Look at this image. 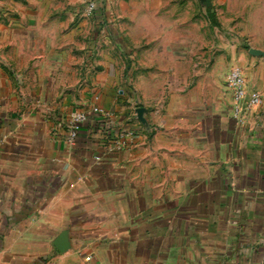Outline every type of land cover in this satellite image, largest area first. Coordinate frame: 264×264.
<instances>
[{
  "label": "crops",
  "instance_id": "0c3cea01",
  "mask_svg": "<svg viewBox=\"0 0 264 264\" xmlns=\"http://www.w3.org/2000/svg\"><path fill=\"white\" fill-rule=\"evenodd\" d=\"M80 2L0 0V264H264V36ZM233 68L259 106L236 110ZM91 106L122 146L69 142Z\"/></svg>",
  "mask_w": 264,
  "mask_h": 264
},
{
  "label": "rangeland",
  "instance_id": "374dc122",
  "mask_svg": "<svg viewBox=\"0 0 264 264\" xmlns=\"http://www.w3.org/2000/svg\"><path fill=\"white\" fill-rule=\"evenodd\" d=\"M95 8L90 10V0H81L83 12L88 17L99 7L100 0H95ZM116 1L132 2L136 0H109V9L113 10L112 4ZM140 1V0H138ZM179 6L188 5L189 26L197 28H209L210 30L224 29L228 31L234 29L240 35L242 42H248L249 36H264V0H174ZM134 5V4H132ZM109 25L116 26L114 19L109 20ZM261 34V35H260ZM264 38V37H263ZM95 38L94 42H101ZM253 40V38H252ZM86 41V40H84ZM249 48L246 44L245 49Z\"/></svg>",
  "mask_w": 264,
  "mask_h": 264
},
{
  "label": "built area",
  "instance_id": "2783aa9c",
  "mask_svg": "<svg viewBox=\"0 0 264 264\" xmlns=\"http://www.w3.org/2000/svg\"><path fill=\"white\" fill-rule=\"evenodd\" d=\"M95 2V0H90V10H93L95 8ZM225 83L232 94L234 102L236 103V110H239V104L243 100H247V103L250 106H259L261 104V98L258 92H247L245 79L240 69H231L226 76ZM107 117L108 114L98 106H91L87 111L71 112L65 124L68 130L69 142H73L76 140L83 126L92 123L101 132L106 134L108 138H111L116 134V138L111 141L112 145L114 147L122 146L124 144V136L126 134H131L133 131L128 130L126 132L120 133H117V131L115 130L113 131L111 123L109 122ZM94 159L95 161H99L100 158L95 156Z\"/></svg>",
  "mask_w": 264,
  "mask_h": 264
},
{
  "label": "water",
  "instance_id": "95a60500",
  "mask_svg": "<svg viewBox=\"0 0 264 264\" xmlns=\"http://www.w3.org/2000/svg\"><path fill=\"white\" fill-rule=\"evenodd\" d=\"M199 1H201V2H205L206 0H199Z\"/></svg>",
  "mask_w": 264,
  "mask_h": 264
}]
</instances>
